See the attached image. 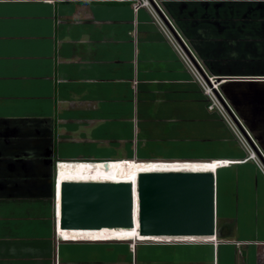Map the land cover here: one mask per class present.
Returning a JSON list of instances; mask_svg holds the SVG:
<instances>
[{"label": "crops", "instance_id": "1", "mask_svg": "<svg viewBox=\"0 0 264 264\" xmlns=\"http://www.w3.org/2000/svg\"><path fill=\"white\" fill-rule=\"evenodd\" d=\"M148 1L192 66L217 86L226 114L264 166V0ZM137 5L0 0V264H83L73 259L70 246L127 242L61 230L75 240L59 235L63 181L109 173L117 162L220 161L229 164L214 171L216 184L219 175L228 177L225 200L236 213L221 218L214 239L135 241L130 229L70 232H130L135 242H211V261L198 258L196 264H219L220 253L226 264H264V177L220 115L207 109L149 7ZM178 102L203 104L195 123L220 121L234 153L193 160L140 154L139 124L177 123L175 115H162V107Z\"/></svg>", "mask_w": 264, "mask_h": 264}, {"label": "water", "instance_id": "2", "mask_svg": "<svg viewBox=\"0 0 264 264\" xmlns=\"http://www.w3.org/2000/svg\"><path fill=\"white\" fill-rule=\"evenodd\" d=\"M59 195L58 231L133 229L144 238L216 236L212 171L141 172L135 184L63 181Z\"/></svg>", "mask_w": 264, "mask_h": 264}, {"label": "rangeland", "instance_id": "3", "mask_svg": "<svg viewBox=\"0 0 264 264\" xmlns=\"http://www.w3.org/2000/svg\"><path fill=\"white\" fill-rule=\"evenodd\" d=\"M217 92L219 93V91ZM204 98L208 108L209 101L206 97ZM202 105L201 103L182 104L180 102L167 104L162 107L165 110L162 115L165 117L167 115L174 117L175 115V118H178L177 123H155L154 125H150L151 123L142 125L143 123H140L141 125L139 124L137 128L138 134L135 136L140 154L152 156L148 158L150 160H193L198 159V157H224L233 154L235 146L231 141L232 138L220 121L195 123V120L202 116ZM149 115L154 119L153 114L150 113ZM140 118L143 119V116H140ZM222 120L226 123L224 119ZM138 121L140 122L139 117ZM147 124L151 126L148 127V133L144 132V128L148 126ZM228 128L230 129L229 126ZM147 164L162 165L166 163ZM107 165H103V167ZM107 171L113 173L114 167ZM225 172L228 173L229 171ZM224 178L225 180L228 179L227 176H224V173L223 176L219 175V184L217 185L215 177V223H217V227L221 225L222 217L234 216L236 213L235 209L230 207L232 204L229 205L225 200L226 186L224 185ZM233 207L235 208L234 204ZM74 234L108 236L127 240V242L112 241L82 244L77 248L70 246L69 251L73 254V259H77L83 264H196L198 258L204 260V262L211 261V250L209 249L211 248V242H135L136 240L133 241V235L130 232L111 234L75 232ZM219 264H226L221 253L219 254Z\"/></svg>", "mask_w": 264, "mask_h": 264}, {"label": "built area", "instance_id": "4", "mask_svg": "<svg viewBox=\"0 0 264 264\" xmlns=\"http://www.w3.org/2000/svg\"><path fill=\"white\" fill-rule=\"evenodd\" d=\"M140 7H145L151 10V14L152 17L154 19V21L156 22V24L161 28L164 36L167 38V40L172 44V46L175 48V50L177 51V54L179 55L180 59L183 61V63L185 64L186 68L188 69V71L190 72V74L192 75V77L194 78V80L196 81L197 85L200 87L203 95L207 98V100L209 101V105H208V110L209 111H216L222 119H224V121L226 122V124L230 127V130L232 131V133L234 134V136L236 137V139L239 141V143L245 148V150L248 153V159H251L254 164L257 166V168L259 169L260 173L263 175L264 177V166L261 163V161L256 157L255 153L250 149L249 144L246 141V138L244 137V135H242V133L240 132V130L236 127V125L234 124V122L230 119V117L226 114L224 107L221 104V100L219 99V95L218 93L215 91L217 88L216 85H214L213 81L208 80L210 82H208L207 79H205L191 64V62L189 61L188 56L186 55V53L182 50V48L180 47V45L177 43V41H175V39L173 38V36L171 35V33L169 32V30L166 28V26L164 25V23L162 22V20L159 19L157 13L154 11L155 9L152 8V6L150 5L148 0H138V5L135 7V9L137 10ZM225 114V115H223ZM247 133V132H246ZM248 134V133H247ZM223 164L219 165V167H224L227 166L229 164V162L226 161H220ZM216 226V223H215ZM181 242H186V241H181ZM188 242H192V241H188ZM165 243H170V242H165ZM171 243H174V241H171Z\"/></svg>", "mask_w": 264, "mask_h": 264}, {"label": "bare ground", "instance_id": "5", "mask_svg": "<svg viewBox=\"0 0 264 264\" xmlns=\"http://www.w3.org/2000/svg\"><path fill=\"white\" fill-rule=\"evenodd\" d=\"M134 162H117L114 167L113 173H104V174H86L84 176H79L76 178H71L69 181H93V182H132L135 184L137 174L141 172H179V171H212L214 172L219 165L223 164L222 162H212L211 164H208V166H190V165H171L168 164L166 166H147V165H134L137 163ZM111 164V163H109ZM61 165V164H59ZM58 165V170L59 166ZM215 173V172H214ZM59 195L57 194V197ZM59 206L57 207V216H59ZM133 231V234L135 235V240L138 239V234L136 230L130 229ZM103 231V230H98ZM59 235H62L66 237L64 234L57 231ZM66 233H75L70 232L68 230L64 231ZM112 232H119V231H112ZM122 232V231H120ZM82 233V232H79ZM140 237V236H139ZM67 238V237H66ZM144 238V237H142ZM147 238H160V237H147ZM70 240H75L73 238H67ZM175 239V238H171ZM214 239V238H212ZM97 242V241H96ZM100 242V241H98ZM103 242H112V241H103ZM115 242H124V241H115ZM188 242V241H187ZM197 242V241H192ZM202 242V241H200ZM162 243V242H161Z\"/></svg>", "mask_w": 264, "mask_h": 264}, {"label": "trees", "instance_id": "6", "mask_svg": "<svg viewBox=\"0 0 264 264\" xmlns=\"http://www.w3.org/2000/svg\"><path fill=\"white\" fill-rule=\"evenodd\" d=\"M144 164H146V163H143V164H135V165H144ZM169 164H171V165H175V164H172V163H169ZM179 164V163H178ZM162 165H168V163H166V164H162ZM113 233H116V232H113ZM127 233V232H126Z\"/></svg>", "mask_w": 264, "mask_h": 264}]
</instances>
